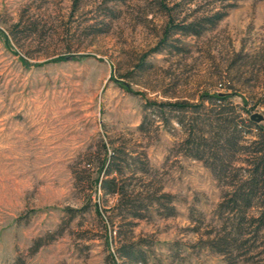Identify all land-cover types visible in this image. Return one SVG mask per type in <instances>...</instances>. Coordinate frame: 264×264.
Here are the masks:
<instances>
[{
    "label": "rangeland",
    "instance_id": "obj_1",
    "mask_svg": "<svg viewBox=\"0 0 264 264\" xmlns=\"http://www.w3.org/2000/svg\"><path fill=\"white\" fill-rule=\"evenodd\" d=\"M253 114L264 0H0V264H264V194L244 222L220 206L248 178ZM223 117L236 152L187 155L189 125L226 139Z\"/></svg>",
    "mask_w": 264,
    "mask_h": 264
},
{
    "label": "trees",
    "instance_id": "obj_2",
    "mask_svg": "<svg viewBox=\"0 0 264 264\" xmlns=\"http://www.w3.org/2000/svg\"><path fill=\"white\" fill-rule=\"evenodd\" d=\"M222 18L223 15H216L215 22L221 20ZM193 25L194 23H190L188 25H178L179 29L177 30V32H182L184 34H199L198 31L190 29L193 27ZM169 29L170 27L168 28V31H166V34L167 32H169ZM205 96L206 100L211 101L213 104L218 105L219 107L221 105L228 104V94L217 93L214 95ZM167 106L177 107L181 109H185L187 107V105L184 103L164 104L161 107ZM219 121L220 124L233 125V130L230 134L228 133L229 136L228 138L226 137V139H222V135L218 137V134L216 135L218 138L216 136L210 137L208 135H204L203 133H201L197 125L198 123H192L189 125L190 127L186 129L187 137L184 141V146L186 147V150L188 152L187 155L208 162L209 158H216L214 155H212V147H216V144L220 143V141H224V143H227L228 148L236 152L240 134V131H238L237 129L239 124L234 120H230L226 117L221 118ZM249 124H252V122H249ZM257 129L259 130L258 135L260 137V140L254 141L253 145H255V147L252 150L248 151L249 154H251V159L249 160L250 168L247 169L248 178L242 181L239 185H235L234 191L232 193H229L228 199L224 200V202H222L220 205L227 210L229 208V210L234 213V215L238 214L242 222L248 219L247 210L251 208L252 204L258 197V194H264V127H258ZM213 140H215L216 144L213 143ZM116 157L117 155L116 153H114L112 155V158L110 159L109 166L112 168L115 166ZM221 163V166L213 167L214 171L218 172V174L226 173L228 166H230V163H228V165L226 166L225 163H223V160L221 161ZM117 174L121 175L122 171H113V169L105 171L104 177L106 178L102 180V189L106 193L115 195L119 194ZM252 221L257 224L255 233L259 234L262 229H264V209L260 212L258 217H253Z\"/></svg>",
    "mask_w": 264,
    "mask_h": 264
},
{
    "label": "water",
    "instance_id": "obj_3",
    "mask_svg": "<svg viewBox=\"0 0 264 264\" xmlns=\"http://www.w3.org/2000/svg\"><path fill=\"white\" fill-rule=\"evenodd\" d=\"M251 119L256 121V122H260V121L264 120V117L260 114H253L251 116Z\"/></svg>",
    "mask_w": 264,
    "mask_h": 264
}]
</instances>
